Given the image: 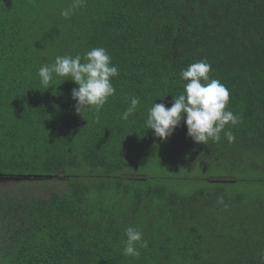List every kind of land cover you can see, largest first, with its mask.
<instances>
[{
  "label": "trees",
  "instance_id": "1",
  "mask_svg": "<svg viewBox=\"0 0 264 264\" xmlns=\"http://www.w3.org/2000/svg\"><path fill=\"white\" fill-rule=\"evenodd\" d=\"M72 4L0 0V176L68 184L0 194V264H264V0H85L66 19ZM97 47L116 92L79 115L78 85L45 88L38 71ZM201 60L230 92L235 140L197 144L182 120L162 141L148 110L170 108ZM129 226L148 241L138 258L123 255Z\"/></svg>",
  "mask_w": 264,
  "mask_h": 264
},
{
  "label": "clouds",
  "instance_id": "2",
  "mask_svg": "<svg viewBox=\"0 0 264 264\" xmlns=\"http://www.w3.org/2000/svg\"><path fill=\"white\" fill-rule=\"evenodd\" d=\"M84 2L85 0H73L72 7L62 10L61 15L70 19L72 11ZM211 70V65L205 60L189 65L180 73V78L187 82L184 91L173 96L172 106L167 108L163 103L155 102L148 110L146 126L154 131L157 138L167 141L183 120L187 125L188 136L197 144L207 145L209 140L218 143L222 132L229 143L234 142L233 132L230 129L225 131V128L229 124L238 125L241 118L227 110L230 92L219 80L210 79ZM118 74V67L112 64L111 56L102 47L91 49L83 58L80 55L57 56L54 63L43 65L38 71L45 88H49L54 75L69 77V80L78 85L73 88L72 97L77 101L75 110L79 115L92 108L100 111L108 99L115 95L112 78ZM139 103L138 98L131 97L130 105L121 119L128 120L136 112ZM217 202L223 204L224 198L218 197ZM125 235L123 255L138 258L139 249L147 248L148 241L135 227H127Z\"/></svg>",
  "mask_w": 264,
  "mask_h": 264
},
{
  "label": "rangeland",
  "instance_id": "3",
  "mask_svg": "<svg viewBox=\"0 0 264 264\" xmlns=\"http://www.w3.org/2000/svg\"><path fill=\"white\" fill-rule=\"evenodd\" d=\"M200 184V183H197ZM67 181L62 178H34L31 179H6L0 176V194L6 191H16L25 196V199L47 198L52 191L62 192L67 190ZM19 190V192H18Z\"/></svg>",
  "mask_w": 264,
  "mask_h": 264
}]
</instances>
